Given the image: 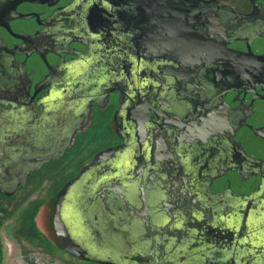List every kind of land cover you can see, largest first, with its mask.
Listing matches in <instances>:
<instances>
[{
    "label": "flooded vegetation",
    "instance_id": "obj_1",
    "mask_svg": "<svg viewBox=\"0 0 264 264\" xmlns=\"http://www.w3.org/2000/svg\"><path fill=\"white\" fill-rule=\"evenodd\" d=\"M16 212L37 264H264V0H0Z\"/></svg>",
    "mask_w": 264,
    "mask_h": 264
},
{
    "label": "rangeland",
    "instance_id": "obj_2",
    "mask_svg": "<svg viewBox=\"0 0 264 264\" xmlns=\"http://www.w3.org/2000/svg\"><path fill=\"white\" fill-rule=\"evenodd\" d=\"M17 216L18 212L9 217L5 225L0 230L2 247L4 250L3 264H37L36 260H41L40 258H35L37 255L42 256V258H47L48 254L45 250H43V253H37V251H41L42 249L38 248V246H36V244L31 241L28 242L27 246H23L25 244L19 243L20 240L16 239L14 235L16 233L10 229L11 224H16L15 220L17 221ZM39 219L40 218L38 216V220ZM24 242L27 243V240H24ZM62 262H64V264H70L65 260ZM73 264H75V262H73ZM76 264L85 263L76 261Z\"/></svg>",
    "mask_w": 264,
    "mask_h": 264
},
{
    "label": "water",
    "instance_id": "obj_3",
    "mask_svg": "<svg viewBox=\"0 0 264 264\" xmlns=\"http://www.w3.org/2000/svg\"><path fill=\"white\" fill-rule=\"evenodd\" d=\"M256 61H259V60H256ZM259 132H260V130H259ZM255 164L256 165H258V164H260L258 161H255ZM70 183L61 191V193L59 194V196H58V203H57V205L59 206V204L61 203V201H62V198H63V196H64V194L67 192V190H68V188L70 187ZM59 212H60V208H58V211H57V217L59 216L60 217V215H59ZM62 245L64 246V248L65 249H68V250H71V248H72V245H70V240H69V236L67 235V233H66V235L64 236V239H62Z\"/></svg>",
    "mask_w": 264,
    "mask_h": 264
},
{
    "label": "trees",
    "instance_id": "obj_4",
    "mask_svg": "<svg viewBox=\"0 0 264 264\" xmlns=\"http://www.w3.org/2000/svg\"><path fill=\"white\" fill-rule=\"evenodd\" d=\"M1 224V222H0ZM2 260H3V248H2V245L0 243V264H2Z\"/></svg>",
    "mask_w": 264,
    "mask_h": 264
}]
</instances>
